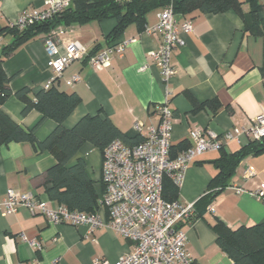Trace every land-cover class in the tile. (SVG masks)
<instances>
[{
  "label": "crops",
  "instance_id": "crops-1",
  "mask_svg": "<svg viewBox=\"0 0 264 264\" xmlns=\"http://www.w3.org/2000/svg\"><path fill=\"white\" fill-rule=\"evenodd\" d=\"M44 7V0H0V53L12 40L10 23L25 9ZM161 9L156 7L146 14L145 27L156 23ZM241 9L247 12L248 6L243 4ZM188 18L192 20V31L182 34L184 44L171 57L175 73L167 79L149 57V52L158 47L160 35L138 30L134 24L127 26L120 36L131 38L132 42L122 56L112 57L108 67L92 70L85 59L66 67L58 78L61 89L77 93L80 101L63 126L70 129L81 117L98 115L108 117L127 137L143 138L148 126L159 123L157 105L168 99L173 113L171 144L175 145L189 140L188 133L193 128L220 134L234 126L246 125L258 115L264 97V34L256 37L245 32L240 16L232 9L217 14L195 13ZM177 19L182 22L187 18ZM115 22L114 18H108L55 27L52 30L61 40L59 53L64 54V44L71 41L81 43L88 53L99 52L107 45L106 36ZM2 67L9 76V89L14 93L28 87L29 97L33 98L52 78L42 35L21 44L4 58ZM73 74H78L80 80L68 86L65 81ZM0 108L17 124L33 130L39 141L56 126L35 108L23 112L24 103L14 94ZM135 122L141 124L138 132L133 129ZM249 142L248 137L241 135L238 141H228L221 149L193 159L183 172L177 200L194 204L216 173L214 160ZM78 159L84 162L100 199L104 190L101 150L85 142L68 164L73 165ZM55 162L52 154L34 149L27 141L0 145V198L7 188L34 191L48 198L43 172ZM248 166L254 168L255 174L245 179L243 172ZM262 182L264 148L255 154L247 153L236 166L229 186H240L242 192L236 193L227 186L203 217L191 224L178 225L185 232L186 248L194 264H231V259L217 245L211 224L216 218L231 229L263 223L264 198L255 194ZM30 240L38 242L39 247L30 245ZM130 248V241L104 227L89 232L84 226L49 223L43 215L31 213L25 206L9 214H3L0 208V264H92L96 258L114 262Z\"/></svg>",
  "mask_w": 264,
  "mask_h": 264
},
{
  "label": "built area",
  "instance_id": "built-area-1",
  "mask_svg": "<svg viewBox=\"0 0 264 264\" xmlns=\"http://www.w3.org/2000/svg\"><path fill=\"white\" fill-rule=\"evenodd\" d=\"M74 0H44L41 9H25L10 27L19 30L35 22L49 19L67 9ZM190 18L178 22L170 5L157 13V21L146 26L144 31L158 33L160 43L149 52L161 69V75L167 79L175 73L171 62L173 52L183 46L182 34L192 31ZM131 38H122L107 44L99 52L88 56L86 48L78 41L64 44L65 53L60 54L58 46L61 40L56 31L51 30L43 38L47 55V64L52 78L46 85L59 78L63 71L75 60L85 59L92 70H99L110 65L114 55L122 56ZM80 80L78 74L66 79L68 86ZM159 115L157 126H148L141 141L127 145L120 139L113 140L102 152L101 182L104 190L95 212L69 210L49 198H42L34 191L21 192L13 188L5 190L0 198L3 214L16 211L25 206L31 213H38L49 223H65L72 226H84L89 232L104 227L130 241L131 248L114 262L96 258L92 264H194L186 248V235L178 225L187 219L193 204L178 200L168 201L162 197V179L168 176L179 186L185 168L197 156L207 151L219 150L225 143L237 140L245 135L250 140L264 138V97L263 108L246 125L234 126L230 130L216 134L209 130L193 128L188 137L191 144L171 156V128L173 113L169 100L165 99L156 107ZM141 124L135 122L133 129L139 131ZM255 170L248 166L243 175L252 177ZM236 193L243 191L240 186H228ZM259 198H264V182L255 190ZM212 205L209 207L211 210ZM30 245L39 247L33 240Z\"/></svg>",
  "mask_w": 264,
  "mask_h": 264
},
{
  "label": "trees",
  "instance_id": "trees-1",
  "mask_svg": "<svg viewBox=\"0 0 264 264\" xmlns=\"http://www.w3.org/2000/svg\"><path fill=\"white\" fill-rule=\"evenodd\" d=\"M243 4L248 6L247 12L242 11ZM168 5L172 7L177 18H188L195 13L217 14L232 9L240 16L245 32L256 37L264 34V0H74L67 9L49 19L35 22L20 30L9 27L12 40L0 53V106L7 97L14 94L24 103L23 112L35 108L43 118L52 119L56 126L44 140L39 141L33 130L17 124L0 108V145L11 141H27L34 149L48 151L54 156L55 164L43 172V187L50 200L66 206L69 210L95 212L99 199L91 179L87 176L85 164L78 159L75 164L69 165V160L85 142L103 152L115 139L132 145L142 138L127 137L108 117L101 118L98 115H85L72 128L64 127L63 121L80 101L77 93L61 89L58 78L38 90L33 98L29 97L28 87H22L13 93L8 87L9 76L2 67L4 58L29 39L42 35L43 40L44 36L59 25L83 24L93 20L115 19V25L106 36L107 44L113 43L120 39L130 24L143 30L146 14L153 8ZM94 53L92 50L88 56ZM187 141L171 144V156L174 157L180 150L188 147L191 142ZM263 148L264 138L250 140L239 150L229 154L222 153L215 159L216 173L210 179L205 192L193 204L191 215L181 223L191 224L203 217L216 196L230 185L234 170L243 156L247 153H258ZM177 196L178 185L168 176H164L162 197L173 201L178 199ZM211 228L216 234L217 245L231 259V264H264V222L231 229L216 218Z\"/></svg>",
  "mask_w": 264,
  "mask_h": 264
}]
</instances>
